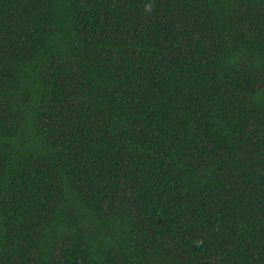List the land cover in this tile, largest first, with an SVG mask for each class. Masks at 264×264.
Masks as SVG:
<instances>
[{"label": "trees", "instance_id": "16d2710c", "mask_svg": "<svg viewBox=\"0 0 264 264\" xmlns=\"http://www.w3.org/2000/svg\"><path fill=\"white\" fill-rule=\"evenodd\" d=\"M0 264H264V0H0Z\"/></svg>", "mask_w": 264, "mask_h": 264}]
</instances>
